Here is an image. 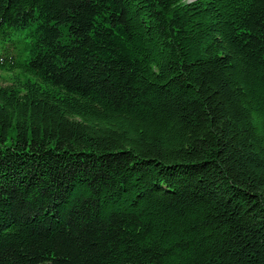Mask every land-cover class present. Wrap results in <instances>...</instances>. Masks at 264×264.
<instances>
[{"label": "trees", "instance_id": "1", "mask_svg": "<svg viewBox=\"0 0 264 264\" xmlns=\"http://www.w3.org/2000/svg\"><path fill=\"white\" fill-rule=\"evenodd\" d=\"M0 264H264V0H0Z\"/></svg>", "mask_w": 264, "mask_h": 264}, {"label": "rangeland", "instance_id": "2", "mask_svg": "<svg viewBox=\"0 0 264 264\" xmlns=\"http://www.w3.org/2000/svg\"><path fill=\"white\" fill-rule=\"evenodd\" d=\"M195 0H184V2H193ZM9 82V75L3 72H0V84H7Z\"/></svg>", "mask_w": 264, "mask_h": 264}]
</instances>
